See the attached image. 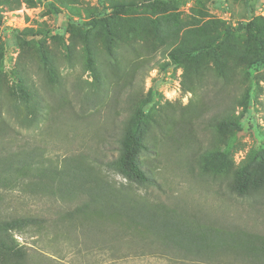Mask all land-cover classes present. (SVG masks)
Masks as SVG:
<instances>
[{"label": "rangeland", "instance_id": "obj_1", "mask_svg": "<svg viewBox=\"0 0 264 264\" xmlns=\"http://www.w3.org/2000/svg\"><path fill=\"white\" fill-rule=\"evenodd\" d=\"M10 7L0 8V97L20 100L29 85L44 107L37 127H13L47 168L84 165L93 179L76 196L34 186L0 190L1 211L46 221L13 233L28 264H264L262 250L180 256L152 242L153 230L100 214L112 212L107 196L96 209L107 211L77 212L91 203L88 189L99 178L150 209L158 205L197 224L264 237V194L241 198L226 187L237 173L264 186V65L255 62L264 51V0H21ZM185 51L199 60L176 66L171 56ZM208 51H221V59ZM220 67L226 80L215 78ZM100 71L104 92L97 89ZM194 73L204 79L188 90ZM244 93L248 107H238L230 124L211 127L208 119L229 104L226 98ZM86 95L96 106H86ZM133 95L153 151L142 154L141 164L156 183L138 191L105 166L117 155Z\"/></svg>", "mask_w": 264, "mask_h": 264}, {"label": "trees", "instance_id": "obj_2", "mask_svg": "<svg viewBox=\"0 0 264 264\" xmlns=\"http://www.w3.org/2000/svg\"><path fill=\"white\" fill-rule=\"evenodd\" d=\"M165 3L171 0H156ZM21 0H0V8L3 5H9L15 8ZM1 12V9H0ZM119 12V9H116ZM200 54L201 51H199ZM215 53L218 59H221V51H208ZM172 59L176 66L184 65L186 60H199L200 55H193L191 51H185L184 54H173ZM255 62L264 65V51L262 55L256 56ZM166 68V67H164ZM52 70L47 69L46 76ZM100 71L98 74L97 89L104 92L102 86L103 75ZM205 73V72H204ZM203 74L194 73L191 83L187 84L188 90L198 88L200 81L204 79ZM209 77V74H207ZM57 77V76H55ZM1 78V72H0ZM217 80H226L227 73L223 67L219 68V75L215 76ZM23 84V81H21ZM57 83V82H56ZM53 84V83H52ZM26 85V83H25ZM54 85V84H53ZM2 84L0 81V95H2ZM224 89L230 88L231 85L222 82ZM222 86L216 88V94L222 93ZM23 97L20 100L4 101L0 97V190L12 191L16 188L24 190L37 187L40 191L51 194L59 193L62 197L65 195L76 196L80 190L85 188L84 182L92 181L91 176L86 173L84 165L78 168L76 165H70L68 168L59 170L58 168L46 167L45 162L41 161V152L33 149L29 143H22L19 131H16L13 125L16 123L20 130H30L37 127L43 119V104L32 86L26 85L23 91ZM231 93L228 91L227 94ZM115 92L113 93L114 96ZM229 104L221 112H216L208 119L211 127H223L230 124L232 114L238 107L246 109L250 103V96L244 93L240 96L227 98ZM115 98L110 99V101ZM87 105L96 106L98 103L92 95L87 96L84 100ZM136 98L133 95L130 98V106L127 110L129 116L123 123L122 135L117 138V155L105 163L109 172L116 173L127 180L128 185L137 189H144L150 185L156 184L155 179L142 166L141 156L143 153L153 152L149 147L147 137L144 136V112L140 110L135 113ZM109 104V103H108ZM133 104V106L131 105ZM231 194L241 198H251L264 194V186L256 182L245 181L240 174L229 177L226 186ZM89 193L93 195L91 203L87 206L77 208L78 213L93 210L100 213L103 210H96L102 207L99 197L107 196L114 203H109L112 212H101L105 217L111 219L118 218L120 223L129 224L135 228H147L153 230L154 240L162 244L163 248L174 249L180 256L189 259H198L202 257L216 256L218 251L226 248H232L236 252L243 254H252L262 250L264 255V237L259 235H250L235 230H220L212 226L197 224V221L191 222L186 218H180L175 211L161 209L156 205L151 209L147 202L139 201L134 195L129 199L124 198L111 183L105 179H95V185L89 187ZM135 191V192H136ZM3 195V194H2ZM0 195V264H28L29 253L26 247L20 245L13 237V233L23 234L32 229L44 227L45 220L41 217L24 214L20 212L1 211L5 205V200ZM120 198L122 200L120 201ZM97 206V207H96ZM95 208V210L93 209ZM164 214H161L160 211ZM116 217V218H115ZM117 220V219H116ZM126 220V221H125ZM144 226V227H141ZM156 237V238H155Z\"/></svg>", "mask_w": 264, "mask_h": 264}]
</instances>
